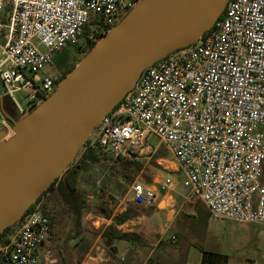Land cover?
<instances>
[{
  "label": "built area",
  "instance_id": "obj_1",
  "mask_svg": "<svg viewBox=\"0 0 264 264\" xmlns=\"http://www.w3.org/2000/svg\"><path fill=\"white\" fill-rule=\"evenodd\" d=\"M140 1L0 0V134L13 130L4 95L18 106L19 120L27 117L61 83L46 73L55 56L77 43L93 18L98 43ZM153 134L183 171L188 198L200 197L218 219L264 225V0H228L199 39L146 67L95 124L82 153L96 146L109 158L134 159L155 151ZM157 185L135 182L133 200L151 203L173 179ZM29 208L0 242V264L55 262L47 248L51 218L39 198Z\"/></svg>",
  "mask_w": 264,
  "mask_h": 264
},
{
  "label": "water",
  "instance_id": "obj_2",
  "mask_svg": "<svg viewBox=\"0 0 264 264\" xmlns=\"http://www.w3.org/2000/svg\"><path fill=\"white\" fill-rule=\"evenodd\" d=\"M227 2L151 0L95 44L50 98L15 120L12 136L0 134V234L74 162L95 124L134 88L142 71L199 39Z\"/></svg>",
  "mask_w": 264,
  "mask_h": 264
},
{
  "label": "rangeland",
  "instance_id": "obj_3",
  "mask_svg": "<svg viewBox=\"0 0 264 264\" xmlns=\"http://www.w3.org/2000/svg\"><path fill=\"white\" fill-rule=\"evenodd\" d=\"M150 1L141 0L134 10L122 14L115 27L119 29L128 24L138 11ZM77 43L84 45V38H81ZM90 52L79 53L75 46H71L68 61L76 62L77 67L80 62L88 57ZM46 73L57 76L60 71L55 64L48 67ZM69 75L70 73L61 82L66 81ZM22 95V92L16 93L20 104L25 106L26 101ZM3 105L6 113L12 118L17 119L21 116L18 106L10 96L4 95ZM11 126L14 128V123ZM13 133L12 129L9 130L7 137L12 136ZM149 143L155 148V151L134 158L140 161L139 165L135 162H128L125 158L112 159L102 153L100 161L90 163L81 170L78 189L86 201L91 203V210L83 215L82 226L84 230L81 233H78L79 227L75 224V218L68 206L62 201L56 188H48V186L40 194L38 198L41 208L50 216L52 221V231L47 248L54 256L55 262L53 264H114V245L106 244L101 235L108 225L102 224L96 228L98 223L95 225L93 222L97 221L98 218L105 217L101 207L114 212L120 200L123 201L122 206L131 208L132 213L144 211L146 204H138L133 200L132 185L135 182H142L146 187L158 188V181L170 176L173 179V185L168 190L158 189V192L163 194L166 191L174 192L177 190L178 193L188 196V190L182 185L184 173L166 144L154 134L150 135ZM81 154L82 147H80L74 162ZM181 198L183 199V197ZM186 199L183 202L184 211L190 210L200 217H206L207 220L210 219L211 221L209 225L211 228L221 229L220 231L217 230L221 240L206 245L207 251H204L203 257L200 251L197 252L198 256L196 257L194 250H192V262L197 264L201 261V264H208L211 256L215 259L228 255L231 258V264H264V225L245 223V242H241L224 231L223 219H218L210 214L200 197H187ZM163 206L164 202H161L160 207L163 208ZM172 231L170 229L166 235L169 240ZM154 256L156 257V254Z\"/></svg>",
  "mask_w": 264,
  "mask_h": 264
},
{
  "label": "crops",
  "instance_id": "obj_4",
  "mask_svg": "<svg viewBox=\"0 0 264 264\" xmlns=\"http://www.w3.org/2000/svg\"><path fill=\"white\" fill-rule=\"evenodd\" d=\"M186 200V196L177 190L163 194L158 192L154 201L146 203L144 211H131L130 218L116 224L120 231L130 233L131 236L114 241V264H195L191 260L192 250L196 257L199 251L203 257L204 251H207L206 245L221 240L217 234V230L221 229L211 228V221L206 217H200L190 210L184 211L183 202ZM161 202H164L163 208L160 207ZM122 205L123 201L120 200L113 215L127 211L128 208ZM102 219L106 226L112 223L111 218ZM93 223L96 225L98 221ZM170 229L173 231L169 240L166 235ZM223 229L235 239L245 242V222L223 219ZM230 259L228 255L215 259L211 256L208 264H231ZM197 264H201V261Z\"/></svg>",
  "mask_w": 264,
  "mask_h": 264
},
{
  "label": "trees",
  "instance_id": "obj_5",
  "mask_svg": "<svg viewBox=\"0 0 264 264\" xmlns=\"http://www.w3.org/2000/svg\"><path fill=\"white\" fill-rule=\"evenodd\" d=\"M3 19L6 20L5 17H3ZM96 22V18H93L92 21L84 27V31L80 35V39L84 38V45L74 43V45H70L55 56V64L60 71V74L57 76L54 75L56 84L60 83L76 67V62L68 61L70 47L75 46L79 53H87L94 48L97 39L102 36L101 31L93 29ZM101 154L102 152L98 149V147H88L77 159V161L70 165L62 173V175L57 177L48 187L56 188L62 201L68 206L70 212L75 218V224L79 227L78 233H81L82 230H84L82 226L84 213L91 210V203L86 201L78 189L80 172L90 163L100 161ZM125 160L128 162H135L136 164L140 162L136 159L125 158ZM101 209L103 210L105 217L112 219V223H110L101 234L105 239L106 244L111 245L116 239H128L131 234L120 231L116 224H120L130 218V212L132 211L131 208L128 207L127 211L116 215H113V212L110 209L108 210L105 207H101ZM11 228L12 226L7 227L4 232L0 234V242L4 243L7 241V234Z\"/></svg>",
  "mask_w": 264,
  "mask_h": 264
},
{
  "label": "flooded vegetation",
  "instance_id": "obj_6",
  "mask_svg": "<svg viewBox=\"0 0 264 264\" xmlns=\"http://www.w3.org/2000/svg\"><path fill=\"white\" fill-rule=\"evenodd\" d=\"M8 118L10 119V123H12V124L15 122V120L18 119V118H17V119H14V118H12L10 115H8ZM19 118H20V117H19Z\"/></svg>",
  "mask_w": 264,
  "mask_h": 264
},
{
  "label": "bare ground",
  "instance_id": "obj_7",
  "mask_svg": "<svg viewBox=\"0 0 264 264\" xmlns=\"http://www.w3.org/2000/svg\"><path fill=\"white\" fill-rule=\"evenodd\" d=\"M99 43L101 44V43H102V40H101ZM81 64H82V63H79L78 67H80V66H81Z\"/></svg>",
  "mask_w": 264,
  "mask_h": 264
}]
</instances>
